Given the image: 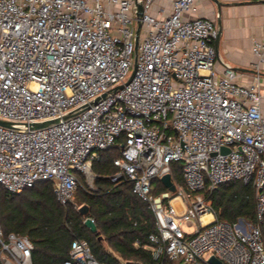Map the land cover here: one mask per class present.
Here are the masks:
<instances>
[{"label":"built area","instance_id":"2783aa9c","mask_svg":"<svg viewBox=\"0 0 264 264\" xmlns=\"http://www.w3.org/2000/svg\"><path fill=\"white\" fill-rule=\"evenodd\" d=\"M198 2L173 0L156 13L155 0H0V119L15 124H0V185L19 194L52 181L57 199L74 203L76 172L95 180L94 161L119 144L111 180L132 183L153 210L156 260L264 264V39L252 45V79L241 82L231 64L217 66L215 20L186 15ZM167 173L176 190L155 192ZM235 180L257 189L256 223L219 220L205 198ZM33 250L0 222V264H33ZM62 264L105 263L76 238Z\"/></svg>","mask_w":264,"mask_h":264},{"label":"trees","instance_id":"16d2710c","mask_svg":"<svg viewBox=\"0 0 264 264\" xmlns=\"http://www.w3.org/2000/svg\"><path fill=\"white\" fill-rule=\"evenodd\" d=\"M112 148L100 154L99 167L93 164L97 193L80 188L76 191L78 207L74 203L62 204L52 181H40L19 194L0 188V222L6 233L28 236L33 241V264H62L76 238L88 240L95 257L105 264H122L121 258L146 264H173L166 256L161 260L153 256L154 243L149 235L158 229L149 204L134 193L132 183L117 184L111 180L117 171L114 159L120 154L118 151L108 156ZM172 173L179 184L184 183L182 164L174 162ZM206 194L219 220L257 222V189L251 183L235 180ZM82 206H87V213L81 211ZM87 217L95 219L97 231L85 224Z\"/></svg>","mask_w":264,"mask_h":264},{"label":"crops","instance_id":"0c3cea01","mask_svg":"<svg viewBox=\"0 0 264 264\" xmlns=\"http://www.w3.org/2000/svg\"><path fill=\"white\" fill-rule=\"evenodd\" d=\"M172 1L155 0V12L158 13L163 7L169 11ZM186 15H210L215 20L219 29V35L214 41L218 52L217 66L221 68L227 62L235 68L241 82H249L255 73L252 45L256 40L264 39V0H199L196 10ZM262 83L264 89V66ZM114 254L119 256L116 252ZM121 260L122 264L130 263Z\"/></svg>","mask_w":264,"mask_h":264},{"label":"water","instance_id":"95a60500","mask_svg":"<svg viewBox=\"0 0 264 264\" xmlns=\"http://www.w3.org/2000/svg\"><path fill=\"white\" fill-rule=\"evenodd\" d=\"M218 1V0H216ZM139 7V11H138V26H137V36H136V56H137V53H138V45H139V33H140V30H141V26H142V22L140 20V17L142 15V12H141V4L138 5ZM134 74V72H133ZM121 87V86H119ZM106 94H103L102 96L98 97L96 100L93 101V103L97 102L98 100H100L101 98L105 97ZM88 105H84L82 107H79L71 112H68L67 114H65L62 118L61 117H58V118H55V119H51V120H45V121H38V122H35L32 124V127L34 128H43V127H48V126H51V125H54V124H57V123H60L62 121V119H68L70 117H72L73 115L77 114L78 112L82 111L83 109H85ZM0 124H3V125H7V126H13L15 125L14 123L12 122H9V121H5V120H2L0 119ZM223 152H228L229 149L228 148H224L222 150ZM163 184L168 188L170 189L171 191H175L176 190V184L173 182L172 180V176L170 173H167L165 175L162 176L161 178ZM87 206H82L81 207V211L83 213H87ZM85 224L92 230V231H97V224L96 222L91 218V217H87L85 219ZM210 262L212 264H224L220 259H218L215 255L211 256L210 257Z\"/></svg>","mask_w":264,"mask_h":264},{"label":"rangeland","instance_id":"374dc122","mask_svg":"<svg viewBox=\"0 0 264 264\" xmlns=\"http://www.w3.org/2000/svg\"><path fill=\"white\" fill-rule=\"evenodd\" d=\"M133 70V68H132ZM131 70V71H132ZM120 151V148L119 147H114L112 148L110 151L107 152V155L108 156H114L115 154H117V152ZM94 163H96V165L99 167L101 165V162L96 159L94 161ZM95 169H93V172L95 173ZM77 175L81 178V186L79 187L80 189L82 190H85V191H88V192H93V193H97L96 191L98 190V187L96 185V180H93V181H88L87 178H86V175L83 173V172H76ZM155 185H156V190L155 192H160L161 190H163V182L161 181V179H158L156 180L155 182ZM3 186L0 185V188H2ZM4 188V187H3ZM79 189V190H80ZM207 194L205 193V198H207L206 196ZM208 200V199H207ZM210 201V200H208ZM211 202V201H210ZM76 203H80V200H79V196L78 194H76V198L74 199V204ZM196 225L195 224L194 226H184V230H186L187 232H193L195 229H196ZM173 264H178V261H172Z\"/></svg>","mask_w":264,"mask_h":264},{"label":"bare ground","instance_id":"6f19581e","mask_svg":"<svg viewBox=\"0 0 264 264\" xmlns=\"http://www.w3.org/2000/svg\"><path fill=\"white\" fill-rule=\"evenodd\" d=\"M213 219V216L211 214H207L205 217H204V221L205 222H209L210 220Z\"/></svg>","mask_w":264,"mask_h":264}]
</instances>
